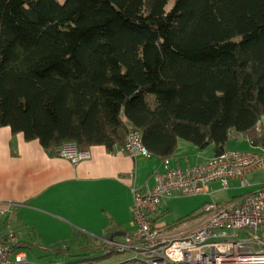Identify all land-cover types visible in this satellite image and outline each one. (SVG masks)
Wrapping results in <instances>:
<instances>
[{
  "label": "trees",
  "instance_id": "16d2710c",
  "mask_svg": "<svg viewBox=\"0 0 264 264\" xmlns=\"http://www.w3.org/2000/svg\"><path fill=\"white\" fill-rule=\"evenodd\" d=\"M263 118L264 0H0V127L50 155L131 128L162 159L219 154L232 132L262 145Z\"/></svg>",
  "mask_w": 264,
  "mask_h": 264
},
{
  "label": "crops",
  "instance_id": "0c3cea01",
  "mask_svg": "<svg viewBox=\"0 0 264 264\" xmlns=\"http://www.w3.org/2000/svg\"><path fill=\"white\" fill-rule=\"evenodd\" d=\"M260 129L262 145L253 146L243 134L232 132L225 150H251L264 154V118ZM89 150L90 158L72 163L60 156L50 155L38 140L27 141L22 133L13 134L10 127H0V240L9 231H16L20 242L29 245L26 250H30L34 256L35 249H38L37 256L46 262L60 257L54 248L59 244L66 243L75 249L88 240L97 244L121 241L133 230L130 184L133 182L142 190L151 186L152 174L161 168L163 159L150 153L133 157L124 153L120 147L109 151L104 145H92ZM214 154L213 145L199 149L188 141L179 140L170 160L172 165L186 167ZM263 181L262 173L258 180H247L251 188L259 187ZM210 184L208 190L212 191V195L216 191H229L230 188L228 186L223 189L221 186L216 190L211 189ZM236 194L231 198L242 195ZM186 205L183 215L199 213V210L196 211L198 204L195 205L192 200ZM166 209L164 201L156 220V225L161 228L164 225L158 224V221L167 213ZM199 223L182 227L184 229L178 228L174 232L191 230ZM83 251L85 249L75 255ZM103 253H89L87 257L98 259ZM26 255L29 258L27 251ZM128 256L126 254L124 259H105L107 262L100 264L123 262L128 260Z\"/></svg>",
  "mask_w": 264,
  "mask_h": 264
},
{
  "label": "built area",
  "instance_id": "2783aa9c",
  "mask_svg": "<svg viewBox=\"0 0 264 264\" xmlns=\"http://www.w3.org/2000/svg\"><path fill=\"white\" fill-rule=\"evenodd\" d=\"M120 148L132 156L149 154L140 131L133 128ZM58 156L78 163L90 158V150L68 142L58 150ZM258 170L264 174L261 152L225 150L186 167L164 158L161 168L152 174L151 186L142 190L130 184L134 232L121 241H110L107 249L130 252L132 257L122 264H264V181L257 190L234 197L232 202L205 205V217L191 230L179 233L156 225L167 198L207 194L206 185L216 181L223 189L231 179L246 186V176ZM130 178L133 180L132 174ZM14 243L13 234L0 243V264H30Z\"/></svg>",
  "mask_w": 264,
  "mask_h": 264
},
{
  "label": "rangeland",
  "instance_id": "374dc122",
  "mask_svg": "<svg viewBox=\"0 0 264 264\" xmlns=\"http://www.w3.org/2000/svg\"><path fill=\"white\" fill-rule=\"evenodd\" d=\"M169 5H168V7H169ZM260 125H261V122L258 121L257 125H256V128H257L258 131L261 132ZM250 142L252 144L251 140H250ZM253 146H255V145H253ZM230 151H232V150H230ZM233 151L234 152H248V151L250 152L251 150H247V151L233 150ZM252 152H255V151H252ZM126 154H128V153H126ZM214 155H216V154H214ZM130 156H132V155H130ZM134 156H136V155H134ZM261 173H262L261 171L260 172L256 171V173L253 174L252 176H248L247 175L246 176V180H249V181H252V179L253 180H258L261 177ZM208 185L209 184L206 185V193H207V195H203V194L197 195V194H195V196H193V197H191V196H174V197L167 198L165 200L166 204H167V209H166L167 213L164 216L161 217V220L158 221V224H161V225L165 226L166 222L176 218L177 216L179 217V215H183L185 213L184 209L187 206L186 204H188V202L190 200H192V202H194L195 205L198 204L197 206H199L198 207L199 208V213H196V216L193 219H191L190 221L184 222V223L174 227L173 229H169L168 231H175V230H178V228L179 229L180 228L184 229L185 226H189V227L190 226H195L196 223H199L203 219V217H205L206 214H205V212H203V207L205 205H207L208 203L221 201L219 203L226 204V203H229V202L233 201L234 198H231V196L234 193H237L236 195H239V194H242V193H245V192H249L252 189H253V191L258 189V187L257 188L254 187L255 189L251 188L252 187L251 185L240 186V180L239 179H231V180H229V187H230L229 191H218V192L216 191L212 195V191L208 190ZM221 186L222 185H221L220 182H218V183L215 182L210 187H211V189H216L217 190ZM131 207H132V205L130 206V210H131ZM182 227H184V228H182ZM133 232H134V229L130 233L133 234ZM9 234H13V236L16 238V243H14V246L19 247L21 242H20V240L18 238L17 232L16 231H12V230L9 231L7 234H5L1 238L0 243L5 242L6 240H8ZM111 245L112 244H110L109 242H106L104 244L103 243L102 244H100V243L97 244L95 241L88 240V242L86 241V244L77 246L78 248L72 249L71 248L72 246L67 245L66 243L59 244V245L55 246L54 248H55V250L57 252H59L60 257L57 256V257L54 258V260H48L46 262H44V258L37 256L36 253H37L38 249H35L36 251H35V255L34 256L31 254L30 250H26L28 252V257L29 258H27L25 249H22V248H20V249L25 254L27 262L33 263V264H45V263H50V262H55L57 264H68V263L69 264H100V263H106L107 261H105V259L113 260V259H117L119 257H122V259H124L126 254H129V256L127 257L128 259H130L132 257V254L130 252H128V251L114 252V254L108 255L109 249H107V248H110ZM83 249H85V251H83V253L75 255L77 252H81V250H83ZM104 251H107V252H104ZM96 252H100V253L104 252L102 257L98 258V259H102V260L98 261V259H91L90 257H87V254H89V253H92V254L94 253L95 254ZM60 253H62L63 255L60 254ZM127 258H125V259H127ZM67 259H69V260L66 261ZM112 264H122V262H117V263H112Z\"/></svg>",
  "mask_w": 264,
  "mask_h": 264
},
{
  "label": "water",
  "instance_id": "95a60500",
  "mask_svg": "<svg viewBox=\"0 0 264 264\" xmlns=\"http://www.w3.org/2000/svg\"><path fill=\"white\" fill-rule=\"evenodd\" d=\"M111 239H112V237H111Z\"/></svg>",
  "mask_w": 264,
  "mask_h": 264
}]
</instances>
